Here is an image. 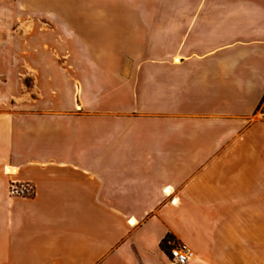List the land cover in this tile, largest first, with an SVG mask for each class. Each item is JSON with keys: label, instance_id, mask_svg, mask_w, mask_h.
I'll return each instance as SVG.
<instances>
[{"label": "crops", "instance_id": "crops-1", "mask_svg": "<svg viewBox=\"0 0 264 264\" xmlns=\"http://www.w3.org/2000/svg\"><path fill=\"white\" fill-rule=\"evenodd\" d=\"M262 104L264 0H0V264H264Z\"/></svg>", "mask_w": 264, "mask_h": 264}, {"label": "rangeland", "instance_id": "rangeland-1", "mask_svg": "<svg viewBox=\"0 0 264 264\" xmlns=\"http://www.w3.org/2000/svg\"><path fill=\"white\" fill-rule=\"evenodd\" d=\"M16 28V32L17 34H38L40 35V33H43V36H47L48 39H50L49 41V49H56V36H57V29H59V32L62 33L63 29H61V27H52V26H21V27H15ZM9 31V30H8ZM66 34V33H65ZM41 36V35H40ZM39 36V38H36L33 40V42L31 43V47L30 45H28L26 48L29 50H38V51H44L47 50L45 49V47L43 46V41L44 39ZM46 40V39H45ZM25 47H21V44L18 43L17 49H24ZM51 52V51H50ZM51 59V58H50ZM32 77H25L23 79V82L26 86H30L32 84ZM264 104H262L263 107ZM258 140V138H257ZM176 246H180V245H176ZM175 247V246H174Z\"/></svg>", "mask_w": 264, "mask_h": 264}, {"label": "built area", "instance_id": "built-area-1", "mask_svg": "<svg viewBox=\"0 0 264 264\" xmlns=\"http://www.w3.org/2000/svg\"><path fill=\"white\" fill-rule=\"evenodd\" d=\"M166 193L168 190H165ZM193 257L192 251L183 246H175L170 249L166 264H187Z\"/></svg>", "mask_w": 264, "mask_h": 264}, {"label": "bare ground", "instance_id": "bare-ground-1", "mask_svg": "<svg viewBox=\"0 0 264 264\" xmlns=\"http://www.w3.org/2000/svg\"><path fill=\"white\" fill-rule=\"evenodd\" d=\"M131 223H135V221L134 220H131Z\"/></svg>", "mask_w": 264, "mask_h": 264}, {"label": "trees", "instance_id": "trees-1", "mask_svg": "<svg viewBox=\"0 0 264 264\" xmlns=\"http://www.w3.org/2000/svg\"><path fill=\"white\" fill-rule=\"evenodd\" d=\"M169 237H171V236H169ZM169 237H168V239H169Z\"/></svg>", "mask_w": 264, "mask_h": 264}]
</instances>
